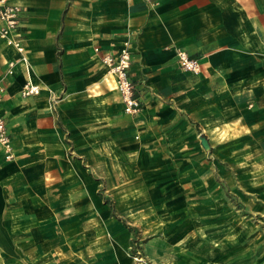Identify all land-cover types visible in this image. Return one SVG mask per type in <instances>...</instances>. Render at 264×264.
Wrapping results in <instances>:
<instances>
[{
	"label": "crops",
	"instance_id": "obj_1",
	"mask_svg": "<svg viewBox=\"0 0 264 264\" xmlns=\"http://www.w3.org/2000/svg\"><path fill=\"white\" fill-rule=\"evenodd\" d=\"M16 3L24 54L0 37V115L14 151L6 160L0 145V264H113L116 252L126 260L123 223L153 231L145 250L156 264H209L199 234L180 226L182 213L210 203L203 193L218 175L214 154L246 151L249 171L264 173V0ZM125 42L137 115L125 112L102 60ZM180 50L199 60L200 73L182 71ZM27 82L40 93L24 97ZM161 157L178 179L157 202L164 222L140 211L147 196L134 205L125 190L115 204L98 194L96 175L118 183Z\"/></svg>",
	"mask_w": 264,
	"mask_h": 264
},
{
	"label": "rangeland",
	"instance_id": "obj_2",
	"mask_svg": "<svg viewBox=\"0 0 264 264\" xmlns=\"http://www.w3.org/2000/svg\"><path fill=\"white\" fill-rule=\"evenodd\" d=\"M239 146L243 148L247 145L236 147ZM160 147L161 153H168V145L160 144ZM239 150H235L234 156L231 151H226L227 154L223 153V156L213 155L215 159L210 161L218 167V175L213 176V181L208 183L211 191L203 193L205 198L208 197L207 202L211 200L210 203L202 207H191L188 204L186 211L182 213L187 216L180 226L188 232L199 234L194 243L201 245V258L209 264H264V173L263 169L256 170L255 174L249 171L247 152ZM166 162L161 157L159 164L143 166L138 169L139 173L127 172L128 176H123L122 180L120 177L118 183L116 178L112 177L110 185L107 180L104 182L102 176L96 175L100 181L98 194L103 193L109 198L108 203L115 204L116 197L125 190L128 197L125 203L134 205L142 202V198L145 200L147 196V202H142V205L146 206L140 211L144 212L151 222H164L163 208L157 207V202L164 200L169 184L175 181L178 183V179L171 180L172 176L165 168ZM137 163L143 164L139 160ZM218 163H221V168ZM179 188L183 192L182 195H185L181 185ZM109 189H113L115 193L112 197L108 195ZM185 199L186 197L183 198ZM126 208L120 209V215L122 210H130L129 206ZM123 225L131 233V243L124 251L126 260L116 252V255L111 257L112 263L156 264L145 250L146 245L155 238L153 231H144L143 225L133 230L124 223ZM113 243L115 247H120V240Z\"/></svg>",
	"mask_w": 264,
	"mask_h": 264
},
{
	"label": "built area",
	"instance_id": "obj_3",
	"mask_svg": "<svg viewBox=\"0 0 264 264\" xmlns=\"http://www.w3.org/2000/svg\"><path fill=\"white\" fill-rule=\"evenodd\" d=\"M22 8L16 3V0H0V37L10 46H13L19 53L24 54V47L18 36L20 27ZM180 68L182 71L197 75L201 71L199 60L189 56L185 51L177 53ZM25 60V58H23ZM103 62L109 67L110 72L115 75L116 87L119 92L124 110L128 115H137L141 109V102L135 95L134 85L129 76L131 68V51L129 42H125L118 55L107 54L103 57ZM9 73H12L14 63L10 65ZM4 91L0 83V100ZM40 93V87L27 82L22 90L24 97L37 95ZM0 145L4 149L6 160L14 157L11 138L8 133L6 122L0 115ZM138 260V258H136Z\"/></svg>",
	"mask_w": 264,
	"mask_h": 264
},
{
	"label": "water",
	"instance_id": "obj_4",
	"mask_svg": "<svg viewBox=\"0 0 264 264\" xmlns=\"http://www.w3.org/2000/svg\"><path fill=\"white\" fill-rule=\"evenodd\" d=\"M199 138H200L202 147L206 151H210L211 147H210V144H209L207 137L204 134H201Z\"/></svg>",
	"mask_w": 264,
	"mask_h": 264
},
{
	"label": "trees",
	"instance_id": "obj_5",
	"mask_svg": "<svg viewBox=\"0 0 264 264\" xmlns=\"http://www.w3.org/2000/svg\"><path fill=\"white\" fill-rule=\"evenodd\" d=\"M131 230H133V229L131 228Z\"/></svg>",
	"mask_w": 264,
	"mask_h": 264
}]
</instances>
